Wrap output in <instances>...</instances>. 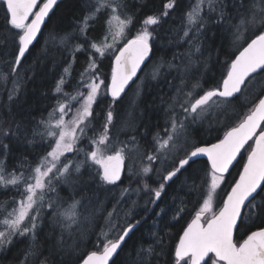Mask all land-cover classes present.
<instances>
[{
    "label": "trees",
    "instance_id": "obj_1",
    "mask_svg": "<svg viewBox=\"0 0 264 264\" xmlns=\"http://www.w3.org/2000/svg\"><path fill=\"white\" fill-rule=\"evenodd\" d=\"M94 2L95 0L57 2L37 39L13 72L18 41L10 38L4 27L5 6L3 0H0V73L6 77L0 79V160L4 161L8 172L29 174L50 148L51 138L41 135L46 127L42 122L48 121L54 107L62 101L61 92L55 90L57 82L63 77V91H73L72 83L84 66L89 45L99 43L103 35L107 10H102L97 18L89 22L86 35L79 31L83 17L91 10L87 5ZM168 3L169 0H120L122 14L133 18L124 42L134 37L132 31L142 27L148 16L160 18L157 25L148 26V30L152 32V54L138 78L123 95L113 99L105 91L97 96L92 106V116L85 123L88 125L86 135L75 146L83 148L85 152L89 151V138L103 132L107 113L111 111L113 120L108 125L109 137L117 138L123 143L129 142L133 147L134 137L135 145L141 153L139 156H144L143 166L152 165V171L144 174L139 170L128 175L124 170L115 184H106L95 175L98 166L88 161L80 169V181L84 184L77 186L75 176L68 179L69 174L75 171L74 163L68 175L53 180L54 191L45 190L35 239L32 233L13 236L11 243L0 248V264H74L88 252L102 250L101 233L114 221V231L117 232L111 233L109 239H116L128 224L134 223L135 226L109 264H177L174 252L179 236L201 207L204 198V187L194 185H201L210 166L206 159L199 158L190 161L167 183L162 180V176L174 169L178 161L195 146L216 141L228 129L237 125L253 107L257 93L248 87H242L235 98H228L231 104V122L214 134L213 130L206 129L202 130L208 133L206 137L195 136L193 125L188 124L186 132L193 137V143L183 154L166 153L160 156L155 153V138L162 135L173 115L169 107L174 103L173 98L182 100L183 93L192 91L191 86L197 80L203 89L209 90L220 85L230 62L245 43L242 42L239 48L235 43L232 45L233 26L238 23L240 14L246 12L249 0H217L214 11L206 5L200 13L203 27L199 26V22L189 27L187 13L194 6L195 0H172L173 7L166 9L165 5ZM185 32L188 33L187 36ZM66 34H71L69 40L61 43V38ZM78 44L84 48L73 52L74 46ZM122 44H119V48ZM197 47L199 51H196ZM187 57L190 61L193 60L194 65H188ZM112 58L107 55L97 58L98 70L102 71L106 83ZM65 68H69V73L64 72ZM259 78H264V72H260L256 80ZM181 81L184 83L179 84ZM178 89L181 90L180 94ZM197 93L200 91L197 90ZM182 113L177 104L176 114L181 117ZM5 129L10 130L7 136L2 135ZM3 145H7V149ZM251 146L252 142L249 141L225 174V181L218 189L219 196L214 202L215 211L222 206V199L236 180ZM154 153L160 158L150 163L144 162L148 155ZM61 160L64 163L69 160L83 161L85 155L74 149L64 154ZM145 183L150 189L165 183V190L155 203L150 202L152 193L144 189ZM123 189L129 191L122 196ZM134 189L137 192L133 193ZM16 191L14 185L0 186V203H4L8 210L14 205ZM262 197L264 193L256 196L254 203H264ZM56 199L58 203H55ZM74 201L80 202L78 210L79 206L83 209L86 202H91L92 207L88 213L95 224L87 238L83 242L79 241L77 247L73 248L77 251L76 255L67 256L65 248L57 241L61 230L51 218L61 216L63 208ZM109 213L112 215L109 216ZM31 214L36 215V212ZM257 225L264 226L260 220L256 221V225L250 226L248 222L240 224L239 229L234 232V239L241 241ZM29 245H33L37 255L29 254ZM149 247L154 249V254L148 253ZM213 259L214 256L210 254L205 260L206 264H212Z\"/></svg>",
    "mask_w": 264,
    "mask_h": 264
},
{
    "label": "snow or ice",
    "instance_id": "obj_2",
    "mask_svg": "<svg viewBox=\"0 0 264 264\" xmlns=\"http://www.w3.org/2000/svg\"><path fill=\"white\" fill-rule=\"evenodd\" d=\"M56 2L57 0H44L40 4L39 0H4L6 5L4 27L7 29L9 37L18 41V54L15 57L13 72L16 71V66L21 64L29 46L37 39L45 17L49 15L50 9ZM207 2L209 8L214 11L217 0H207ZM203 3L204 0H198L187 13L190 24L199 22V26L203 27V17L200 15ZM87 7L91 10L83 17L79 28L80 33L84 35H86L91 20L97 18L102 10H110L109 18L106 21L108 27L105 37L99 45L94 42L89 45L100 57H104L119 40L125 38L126 29L133 23V18L126 15L122 18L118 14V10L122 7L118 0H95L94 4L87 5ZM172 7V0H169L165 8ZM37 8L38 10H35ZM164 14L167 15L166 12ZM223 16V6H221V18ZM159 19L157 16H148L143 21L142 30L129 39L122 48H119L111 70V83L107 85L113 98L120 96L128 82L136 75L145 58L149 56L152 32L148 30V26L157 25ZM233 27L235 28L234 43L238 48L240 41L247 42V39H250V42H247V46L243 47V50L239 51V55H236L235 59L231 61L227 74L223 78L222 88L218 86L204 90L200 81L197 80L191 86L192 91L183 93L182 100L173 98L174 103L169 106L173 112L169 118L171 129L165 130L167 138L161 139L159 136L155 138V153H159L160 156L176 147L178 134L183 131L185 120L190 115L195 120L207 109L226 104L228 98H235V94L242 91V86L249 87L250 84L256 82V77L260 72H264V0H249L246 12L240 14L239 22ZM248 33L250 36H246ZM185 35L187 36L188 33L185 32ZM70 36L71 34H66L62 37L61 43H66ZM109 36L112 43L107 42ZM83 48V45H75L73 52ZM196 51H199L198 47ZM95 68L96 61L90 58L85 73L92 72ZM155 71L154 69V73ZM64 72L69 73V68H65ZM85 73H81V81L84 80ZM5 78L4 74L0 73V79ZM89 79L91 82L86 85L88 90L86 96L81 92H77L75 96L65 94L72 100L79 98L82 101L72 121L65 122L63 120V116L66 114L65 104L60 103L61 118L55 123V129L58 131L53 130L51 120L42 122L46 127L45 132L41 135L53 138L55 143L51 147V151L47 152L37 166L32 169L31 175L25 177L23 173L17 175L15 171L8 172L4 161L0 160V186H16L23 182L24 193H26L18 204L14 202L15 206L11 211L4 203H0V209L3 210V219L0 220V225L4 228L3 231H0V247L11 243L13 236L16 235L23 236L32 233L33 239H35V231L39 226L40 207L45 199V190L54 191L53 180H59L68 175L74 163L75 171L79 173L81 167L91 160L94 165L99 166L95 175L102 182L115 184L120 180L124 167L125 148H116L108 135V125L113 120L111 111L107 113L103 132L89 138L92 150L85 152V160L78 162L69 160L67 163L61 160L65 153L73 151L77 140L81 138L77 132L86 135L85 129L88 125L84 122L92 116V106L97 99L101 85L104 84L102 80L96 81L95 74ZM64 83V78L61 77L55 89L58 93L63 91ZM181 83L184 82L181 81ZM197 90L202 91L203 94L197 95ZM177 92L180 94L181 90L178 89ZM256 93L257 100L253 107L239 120L236 126L224 133L223 139L210 146L194 147L187 154V158L179 160L178 167L162 176L163 181H170L189 164L192 158L201 154H206L210 162V168L202 178L201 185H194V187H204L205 198L191 222L183 230L175 247L177 264H180L181 261L183 264H201L209 253L214 254L212 264H264V226L257 225L256 230L249 231L242 241L238 242L234 239V230H238L240 224L248 222L250 226L256 225L257 220L264 224V203L260 205L254 203L256 196L264 193V81L259 83ZM9 99H11V95ZM177 104L183 112V117L176 114ZM52 115L50 114V118ZM9 131L8 129L3 130L2 135L7 136ZM253 139L255 146L248 154L247 163L244 164L239 179L230 186V191H227L222 199V206L219 207L218 212L215 211L214 202L219 196L218 189L225 181V173L229 171V166L237 158V154ZM132 142L134 148L138 149L134 137ZM3 147L7 149V145H3ZM76 151L83 150L76 149ZM155 153L146 157L149 162L160 158ZM141 171L147 174L152 171V168L144 166ZM144 189L152 193L153 198H150V202L155 203L165 190V183H160L157 188L151 189L145 183ZM128 191V189H123L121 195L123 196ZM79 203V201H74L68 209L60 213L70 221L64 227L70 229L73 224L77 223L76 208ZM242 209H248V211H242ZM33 211L36 212V215L31 214ZM111 215L112 213H109V216ZM26 223L28 226H25ZM112 227L114 228L115 225ZM133 228V224H128L116 239H108V234L102 232V250L88 252L87 256L82 258V264H109L110 258L122 247L125 238ZM147 251L149 254H154L152 247H149ZM29 254L33 256L38 254L33 245H29Z\"/></svg>",
    "mask_w": 264,
    "mask_h": 264
},
{
    "label": "rangeland",
    "instance_id": "obj_3",
    "mask_svg": "<svg viewBox=\"0 0 264 264\" xmlns=\"http://www.w3.org/2000/svg\"><path fill=\"white\" fill-rule=\"evenodd\" d=\"M118 2L120 3V0H118ZM197 2H198V0H195V4ZM206 5L208 6V2H207V0H204V3L201 6L202 9L205 8ZM122 10L125 11L124 8H122ZM118 14H120L121 17L124 18L125 13L122 14L121 8L118 10ZM109 15H110V10H107L106 16L104 18L105 26L103 27V30H102L103 35H101L100 42L96 43L98 45L101 43L102 39L105 37L107 27H108L106 24V21L108 20ZM191 25L192 24L189 23V27ZM142 27H139L138 30H136V31L135 30L132 31L133 36H135L139 31H141ZM234 31H235V28L233 27V33H234ZM127 33H128V29H126L125 38L119 40L116 43L115 47L113 49L109 50L105 55L111 56V58H112L114 56L115 52L119 49V46H120L119 44H122V42H124L127 39L126 38ZM249 35H250V33L246 34V36H249ZM107 42L112 43L110 36L108 37ZM242 42H244V41H240L239 44L241 45ZM233 44H234V35L232 38V45ZM236 46H237V44H236ZM86 51H88V49ZM90 58L94 59L96 61V68L93 69L92 72L85 73V69L88 65ZM97 58H100L99 54L95 52V49H91L89 47V51L87 52V57L84 61V66L78 72L77 77H76V81L74 83H72V86L74 87L73 91L69 92V91L65 90V91L61 92V100L62 101L60 103L65 104L66 114L63 116V120L65 122L72 121L74 115L76 114L77 110L80 108V105L82 103V101L79 98H77L76 100H72L69 98V96H66L65 94H70L71 96H75L77 92H81V93H83L84 96H86L87 91H88L86 85L91 82L89 77L92 76L93 74L96 75V81L97 82H99L101 80L104 81L103 76H102V71L98 70ZM186 61H187L188 65L189 64L194 65L193 60L190 61L189 57H187ZM81 73H85V78L83 81H81ZM110 73H111V70H109L107 83L104 82V84L101 85V88H100L97 96L104 94L105 91L107 94H109V91L107 89V85H109ZM261 81H264V78L257 79L255 83L249 85L248 89H251V90L256 92V89L259 86V83ZM179 84H182V83L180 82ZM204 90H208V89H204ZM202 94H203L202 91H200V93H197V95H202ZM59 97H60V95H59ZM228 101L226 102V104H222L220 107L213 106V107L207 109L204 114H202L201 116H197L195 118V120H193L192 116L190 115L187 118V120H185V127H184L183 131L179 132V134H178V139L176 140V147L174 149H171L167 153H172V155L183 154L188 149V147L193 143V137L189 136L190 134L186 132V127L190 123L193 125L192 131H194L193 132L194 135L198 136V137L201 136L202 138L206 137V135L208 134V133L206 134V133L202 132V130H204V131H206V129L213 130L212 134H214L218 129L224 128L225 125L229 124L231 122V104ZM218 103H219V101H218ZM59 104H57L54 107V109L52 110V112L50 113V114H53L51 116V118H50V115L48 118V121L51 120V125L53 127V130H56V131H58V130L55 129V123L57 120H59L61 118V114H60V110H59ZM181 115H182L181 117H183V113ZM84 123H86V121ZM166 129H168V130L171 129V122L170 121L167 124L166 128L164 129L162 135L159 136L161 139L167 138L166 132H165ZM77 135H79L82 138L84 134L79 133V131H78ZM49 138H51V137H49ZM110 140L112 141V143L114 144V146L116 148H125V152H124L125 160H124V167L123 168L128 175L135 174L139 170L140 171L142 170V167L145 166V164L143 166L144 156L143 157L139 156L141 154L139 149L134 148L131 144H129V142L123 143L121 140L119 141L117 138H113V139L110 138ZM51 141H52V143L50 144V148L47 150V152L51 151V147L54 146V143H55L54 139L51 138ZM76 144H78V140H77ZM126 144H127V147H125ZM74 149L75 150L79 149V147H77V148L75 147ZM74 149H73V151H74ZM82 150H83V148H82ZM91 150H92V146L90 145V150L88 152H90ZM84 152L85 151L83 150V151H79L78 153H83V155H85ZM46 153H45V155H46ZM67 153H70V152H67ZM109 154H111V153L109 152ZM89 161H91V160H89ZM144 162H149V161L145 160ZM37 164H36V166H37ZM146 166L151 167L152 165H146ZM81 173H82V171H80L79 173H77L76 171H73L69 174L68 179H72V176H75L76 177L75 183H77V186L83 185L84 183L82 181H80V177H79V175ZM31 174H32V170L29 174L24 175V176L28 177ZM72 183H73V181L70 182L69 184H72ZM8 186H13V185H7L6 187H8ZM15 187L17 190L15 193L17 195L16 199H15V204H18V202L23 198V196L26 195V193H24V183L21 182L19 185L15 186ZM135 192H137L136 189L133 190V193H135ZM55 203H58V199L55 200ZM15 204L12 207H14ZM70 205L71 204L67 205L65 208L62 207L63 208L62 211H64L65 209H68ZM82 207H83V209H81V207L79 206V208H80L79 210L76 208V212L78 214L77 223L73 224L70 229L64 227V225H67L68 223H70V221L65 219L63 216L57 217L58 215H55V217L51 218L53 223L61 230L60 231L61 233H59V236L57 237V241H58L59 245H61L65 248V254L67 256L73 255V254H74L73 256L76 255L75 252H77V251L74 250L73 248L77 247V243L79 241L83 242V239L87 238L88 234L91 233V230L95 224L94 221L90 218L89 213H88L92 207L91 202L90 201L86 202V204ZM11 209H9V211H11ZM34 213H35V211H34ZM2 219L3 218H1L0 220H2ZM113 225H115L114 228L112 227ZM25 226H28L27 223ZM3 230H4L3 226L0 225V231H3ZM114 230H116L115 221L111 222L103 232L108 234L107 238L109 239V236H111V233L117 232ZM118 230H120V229H118ZM79 248L83 249V247H79Z\"/></svg>",
    "mask_w": 264,
    "mask_h": 264
},
{
    "label": "water",
    "instance_id": "obj_4",
    "mask_svg": "<svg viewBox=\"0 0 264 264\" xmlns=\"http://www.w3.org/2000/svg\"><path fill=\"white\" fill-rule=\"evenodd\" d=\"M41 0H39V3L40 4H42L43 2H44V0L42 1V2H40ZM60 0H57V2H59ZM57 2H56V4H57ZM3 3H4V0H3ZM55 4V5H56ZM55 5H53V8L52 9H50V11H49V15H50V13L52 12V10L54 9V7H55ZM4 6H5V8H6V5L4 4ZM35 10H38V8L37 9H35ZM48 15V16H49ZM48 16L47 17H45V21L47 20V18H48ZM31 19V18H30ZM45 21H44V23H45ZM30 22V21H29ZM44 23L41 25V29H42V27H43V25H44ZM38 35H39V33H38ZM38 35H37V37H38ZM252 38H254V37H252ZM132 39V38H131ZM35 42V41H34ZM33 42V43H34ZM247 42H250V40H248ZM247 42L239 49V51H242L243 50V47H246L247 46ZM127 43V41L124 43V44H126ZM124 44L120 47V48H122L123 46H124ZM31 46V45H30ZM29 46V47H30ZM151 46V45H150ZM239 51L235 54V56L233 57V59L232 60H234L235 59V57H236V55H239ZM17 54H18V52H17ZM116 54H118V51H117V53ZM115 54V55H116ZM151 54H152V47H151V51H150V53H149V56L148 57H146L145 58V61L141 64V66H140V68L137 70V73H136V75L135 76H133L132 77V79L128 82V84L125 86V90L120 94V96L121 95H123L126 91H127V89L130 87V85L136 80V78L138 77V75H139V73L141 72V70L143 69V67L145 66V64L149 61V59H150V57H151ZM114 61H115V56H114V58H113V60H112V67L114 66ZM231 64V63H230ZM111 70H112V68H111ZM259 71V70H258ZM226 74H227V72H226ZM226 76V75H225ZM110 83H111V76H110V80H109V85H110ZM221 88H222V83H221V86H220ZM243 87V86H242ZM109 95H110V97H112L111 96V93H110V91H109ZM236 95V94H235ZM119 96V97H120ZM113 98V97H112ZM118 97H116V98H113V99H117ZM229 130V129H228ZM223 137H224V135L220 138V139H218V140H216V141H214V142H210V143H205V144H200V145H198V146H196V147H204V146H210V145H212V144H215V143H218L221 139H223ZM255 146V140L253 139V143H252V146H251V149H252V147H254ZM194 149V148H193ZM193 149H191L190 151H192ZM251 149H250V151H251ZM189 151V152H190ZM250 151L247 153V156H246V159H245V162H244V164L245 163H247V158H248V154L250 153ZM188 152V153H189ZM238 155H239V153L237 154V157H238ZM185 158H187V155L185 156V157H183L182 159H185ZM199 158H203V159H206L207 160V162L209 163V166H210V162L208 161V158H207V155L206 154H201V155H199V156H197V157H195V158H192V160L191 161H193V160H195V159H199ZM237 159V158H236ZM235 159V160H236ZM235 160L232 162V164L229 166V169L231 168V166L233 165V163L235 162ZM244 164H243V166H244ZM179 166V161H178V163H177V165H176V167H178ZM243 166H242V168H241V170H240V172H242L243 171ZM175 167V168H176ZM173 170V169H172ZM171 170V171H172ZM123 169H122V171H121V177H122V175H123ZM240 172H239V174H240ZM226 174V173H225ZM239 174H238V176H237V178H236V180H238L239 179ZM120 177V178H121ZM174 178V177H173ZM172 178V179H173ZM235 180V181H236ZM235 181H234V183H235ZM169 182V181H168ZM167 183V182H166ZM233 183V184H234ZM232 184V185H233ZM228 191H230V189L228 190ZM243 210V209H242ZM218 212V211H217ZM193 219V218H192ZM191 219V220H192ZM191 220L189 221V223L191 222ZM133 225H134V223H132ZM188 225V224H187ZM187 225L185 226V228L187 227ZM135 226V225H134ZM184 228V229H185ZM183 229V230H184ZM256 230V229H255ZM254 231V230H253ZM234 232H235V230H234ZM183 234V231H182V233L180 234V236ZM180 236H179V238H180ZM245 238H246V236H245ZM243 240V239H242ZM241 240V241H242ZM178 242H179V239H178V241H177V244H178ZM176 244V245H177ZM119 250V249H118ZM175 253V252H174ZM210 254H212V253H209V255ZM208 255V256H209ZM214 255V254H213ZM87 256V254L84 256V257H86ZM114 256H115V254H114ZM113 256V257H114ZM207 256V257H208ZM112 257V258H113ZM207 257H205V260L207 259ZM112 258H110V261L112 260ZM205 260L204 261H202L201 262V264H203L204 262H205ZM109 261V262H110ZM45 264H47V263H45ZM74 264H82V259L81 260H79L78 262H76V263H74Z\"/></svg>",
    "mask_w": 264,
    "mask_h": 264
},
{
    "label": "flooded vegetation",
    "instance_id": "obj_5",
    "mask_svg": "<svg viewBox=\"0 0 264 264\" xmlns=\"http://www.w3.org/2000/svg\"><path fill=\"white\" fill-rule=\"evenodd\" d=\"M230 63H231V62H230ZM229 65H230V64H229ZM111 67H112V63H111ZM110 70H111V68H110ZM221 83H222V81H221ZM221 83H220V85H221ZM220 85H219V86H220Z\"/></svg>",
    "mask_w": 264,
    "mask_h": 264
}]
</instances>
